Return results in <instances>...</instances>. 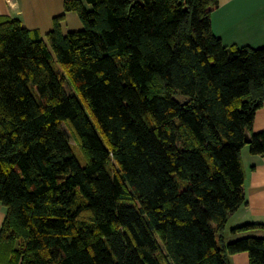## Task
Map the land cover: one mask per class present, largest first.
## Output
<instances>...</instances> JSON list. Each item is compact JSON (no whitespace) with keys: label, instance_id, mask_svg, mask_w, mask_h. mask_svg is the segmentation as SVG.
Here are the masks:
<instances>
[{"label":"trees","instance_id":"trees-1","mask_svg":"<svg viewBox=\"0 0 264 264\" xmlns=\"http://www.w3.org/2000/svg\"><path fill=\"white\" fill-rule=\"evenodd\" d=\"M218 6L64 0L83 28L45 39L0 16V264H264L224 237L241 151L264 157V47L225 46Z\"/></svg>","mask_w":264,"mask_h":264},{"label":"crops","instance_id":"crops-1","mask_svg":"<svg viewBox=\"0 0 264 264\" xmlns=\"http://www.w3.org/2000/svg\"><path fill=\"white\" fill-rule=\"evenodd\" d=\"M141 2L142 0H132ZM219 6L211 15L213 33L222 43L235 47H264V0H218ZM0 16L19 19L43 39L53 28L54 19L63 16L64 34L79 31L83 25L75 12L64 11V0H0ZM253 133L264 131V103L256 111ZM244 172L245 204L233 213L225 226L227 242L243 237H262L264 229L256 228L239 233L232 230L245 225H264V157L252 155L248 147L241 151ZM6 209L0 204V228ZM231 264H250L246 252L229 257Z\"/></svg>","mask_w":264,"mask_h":264},{"label":"rangeland","instance_id":"rangeland-1","mask_svg":"<svg viewBox=\"0 0 264 264\" xmlns=\"http://www.w3.org/2000/svg\"><path fill=\"white\" fill-rule=\"evenodd\" d=\"M67 92H70L68 88H67ZM87 114H88L89 117H90V114H89L88 110H87ZM92 122H93V121H92ZM73 149H74L75 153H76L80 158L83 156V153H82L81 149H80L77 145H75L74 143H73Z\"/></svg>","mask_w":264,"mask_h":264},{"label":"water","instance_id":"water-1","mask_svg":"<svg viewBox=\"0 0 264 264\" xmlns=\"http://www.w3.org/2000/svg\"><path fill=\"white\" fill-rule=\"evenodd\" d=\"M249 141H250V140H249V136L246 135V136H245V142H246V143H249Z\"/></svg>","mask_w":264,"mask_h":264},{"label":"built area","instance_id":"built-area-1","mask_svg":"<svg viewBox=\"0 0 264 264\" xmlns=\"http://www.w3.org/2000/svg\"><path fill=\"white\" fill-rule=\"evenodd\" d=\"M8 2H11V0H7Z\"/></svg>","mask_w":264,"mask_h":264}]
</instances>
